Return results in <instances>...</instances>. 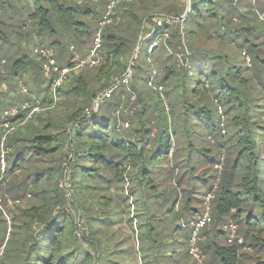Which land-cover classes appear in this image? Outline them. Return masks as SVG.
<instances>
[{
  "label": "trees",
  "instance_id": "trees-1",
  "mask_svg": "<svg viewBox=\"0 0 264 264\" xmlns=\"http://www.w3.org/2000/svg\"><path fill=\"white\" fill-rule=\"evenodd\" d=\"M16 1L0 0L12 19ZM110 1L27 0L29 15L21 28L0 19V44L15 45L16 33L37 42L35 50L52 48L63 66L77 56L66 58L71 45L76 49L78 41L98 32ZM112 18L102 31L98 70L89 79L91 72L67 81L60 88L63 102L53 108L51 79L41 75L42 64L22 45L8 47L14 53L10 77L22 80L31 70L34 77L27 79L36 88L18 114L5 116L13 124L25 122L8 134L4 172L0 165V189L17 207L8 238L7 225L0 227V264H139V257L143 264H199L193 255L191 260L190 239L210 192L211 221L229 219L238 237L230 243L226 230L204 226L200 236L208 238L197 244L203 257L211 255L204 261L264 264L263 17L248 18L236 0H190L188 11L183 0H132L120 1ZM214 27L224 30L217 37L235 47L232 54L225 46L209 50L198 44L215 35ZM141 32L150 39L149 62L133 61L128 85L123 75L130 61L120 60L136 48ZM160 41L167 57L155 62ZM115 85L113 95L92 110ZM25 102L42 109L26 120ZM58 104L69 109L57 118L49 113ZM124 105L135 109L117 115ZM178 108L186 129L183 151L174 130ZM219 164L216 186L210 180L218 177ZM22 199L27 203L18 205Z\"/></svg>",
  "mask_w": 264,
  "mask_h": 264
},
{
  "label": "rangeland",
  "instance_id": "rangeland-1",
  "mask_svg": "<svg viewBox=\"0 0 264 264\" xmlns=\"http://www.w3.org/2000/svg\"><path fill=\"white\" fill-rule=\"evenodd\" d=\"M183 2H186L187 5H188V0H183ZM236 2L238 3L239 6H241L243 8V11H246V16L248 18H250V19L252 18V19L255 20V19H257L256 18L257 15L260 14V16L263 17V19H264V0H236ZM27 4H28L27 0H17L16 1L17 11H16L15 17L13 19H12V14H11L12 12L10 13L8 10H5V8L3 9V8L0 7V19L4 23L6 22V23L12 24L14 26V29L18 30V28H21L22 24L28 19L27 17L29 15V12H28L29 10L27 11L26 7H25ZM122 4L123 3H120L118 6H122ZM257 23L260 24L259 20L257 21ZM260 26H262V25L260 24ZM215 30H216V27L212 28L211 31H210V32H214L215 35H213L211 38H206V35H205L199 41L198 44H202V47L204 49L208 48L209 50H222V48L224 46L226 47L227 44H223L222 41L218 38L219 37L218 34L220 32H224V30L221 31V29H220L219 32H216ZM7 33L12 34L14 32H7ZM95 38H96V32H91L86 38H84V39H82L80 41L77 40L79 42L78 47L76 46V49H75L74 46L71 45V47L68 48V52H66V58L68 59L70 57L69 55L71 53H73V52H75L78 57L86 56L88 51H89V49L93 45V43L95 41ZM220 38H222V37H220ZM12 39L16 41V42L14 41L15 45L8 46V44H4V45L0 44V62H1L2 59H6L7 60L6 63H4V64H2L0 66V72L2 73V75L0 76V122L5 120V111L7 109H9L11 107H19V106H21V104H22V102L24 100H27L28 98L34 97L35 96V94H34L35 92H33V91L36 88L34 82L28 81V79H27V78H29L32 75L31 74V70L29 72L26 71L24 73L25 74V76H24L25 78L23 77L22 80L16 79L13 76L10 77L9 71H10V67L12 65V59H10V58L14 57V53L8 47H11V48L15 49L18 46L21 47V45H22V48H24V51L35 62L40 63L43 66V61H42L41 57H39L35 53V48L38 47L36 45L37 42L33 41L32 39L31 40H27L26 38H23V36L18 37V35L16 33L12 36ZM139 41H140V36H139L136 48H134V50L130 54H128V55L124 54L122 56L120 61L123 64L127 63V61H130V64H131V62L134 61L138 57V62L140 64H142L143 66L147 65V63L149 62L147 49H148V46H149V43H150V39L143 38V35H142V39H141L140 45L138 47ZM258 41H259V39L257 40V42ZM72 43H74V42H71V44ZM160 45L161 46L158 47L157 50L153 53L152 58H151L152 61L156 62L157 60H163V59H165L167 57L166 52L162 49L163 41H160ZM234 51H235V47H232L230 45H228V47H226V50H225V52L228 53V54H232V52H234ZM103 56L104 55L102 54V57H101L100 61L98 60L99 62H98L96 67L92 66L90 68L88 67V69H86V70H84V68H83V69H80L78 71H74V72H72L69 75L67 81L70 80L71 82H73L75 77H77V76H79L80 74H83V73L85 74L87 72H89V73L91 72V74L87 75L88 79L91 78V76L93 77L94 74L96 73V71L98 70V67L103 62V59H104ZM132 58H133V60H132ZM179 60H181V59H179ZM247 62L251 64V60H249L248 58H247ZM66 64H67V62L64 63V65H66ZM130 64H129V66H130ZM131 70L132 69H129V67H128L127 72H129ZM156 70H157V67H156ZM42 71H43V73L41 75L43 77L44 76L47 77V74L44 71V69ZM126 74L123 75V78L125 77ZM94 81H95V79H94ZM66 82L64 83L65 84L64 88H67V86L71 84L70 82L69 83H66ZM92 82H93V80H92ZM115 82H117V84L121 83L120 79L117 78V77L115 79ZM122 87H124V86L122 85L118 89H121ZM23 88H26V89L28 88V91L24 92ZM73 96H74V93H72V97ZM126 97L128 98V96H126ZM126 97H125V101L128 102V99ZM64 98L65 97L63 96L62 102H63ZM129 104H130V102H129ZM133 108L135 109L134 105H129L127 108L124 105L123 108L120 107V109L117 112V115H120L123 110L126 113L127 112L128 113H132L134 111ZM139 108L140 107H138L135 112H137V110ZM68 109H69L68 107H66V106H64L62 104H58V106L56 108L52 109V111H50L49 114L51 116H54V117L58 118L62 114L63 111L68 110ZM131 110H133V111H131ZM179 111H180V109L178 108V109L175 110V112L173 114V117L175 119H177L176 122L174 123V130H175L176 135H177L176 136L177 146H178L179 149H181L183 151L184 147L187 144V138L185 136L186 129H185V126L183 124V118H181V114H180ZM134 116H136V115H134ZM134 116H132L131 118H133ZM194 122H195V120H193L190 124L193 126L194 132H197L199 134L201 132V129H200L199 125L195 126L193 124ZM0 135H1V127H0ZM201 146H204V144L201 143ZM221 169H222V164L217 165L216 166V173H217L218 177H216V179L213 177L210 180L216 186L218 185V183L221 180L220 179L221 178V174H222L221 173L222 172ZM217 170H218V172H217ZM212 173H215V171H213ZM16 175L18 176V175H20V173H18ZM262 175H263V178H264V167H263ZM201 189L203 190L204 188L202 187ZM3 194H4V190L1 188L0 189V198L2 197L3 201L1 202V206H0V227H3V226L5 227V225H7V227H8V229H7V233H8L7 234V238H8L9 230H10V224H11V221H12V215H14L13 211L17 207H16V204H14L13 201H10L8 199V198H10L8 194L5 193L4 196H3ZM213 194L214 193L212 192L211 193V198L209 200L210 216H213V213H214V211H213L214 210ZM208 195H209V193H208ZM208 195H207V197H205L204 202H202V204H201L202 205V212L204 211V207H205V205H206V203L208 201V197H209ZM4 197H6V199H4ZM28 199H22V200L18 201L17 204L18 205H24V204L27 203ZM4 201H6V203ZM193 203L196 206H198V204H197L198 202L197 201H194ZM3 217L6 218V223L5 222L1 223V218H3ZM230 222L231 221L229 219H227L224 222L222 221V222H219V223H215L214 219H213V221H211V218H210L209 223H207L205 226L210 225V226H208V229H210V230H212L214 228L215 229L222 228V229L226 230L227 233H228V228L226 226ZM211 234L212 233H210V235ZM210 235H209V237H210ZM227 236H228V241L230 243H233L235 241V239L238 237V228H237L236 233H235V235L233 237L230 238L229 235H227ZM2 238H3V232H0V241L2 240ZM206 238H208V236L207 237L205 236L204 238H200V240L198 241V244L200 242L206 241L207 240ZM224 242H227V241H224ZM227 244H229V243H227ZM2 250H3V247L0 246V255L2 253ZM210 256L211 255L208 254V255H206V257H204V259L206 258L207 261H208ZM192 257H191V260H192V262H194L195 258L194 257L192 258ZM127 260H130V258H127ZM138 261H139V264H143V262L140 260V257H139Z\"/></svg>",
  "mask_w": 264,
  "mask_h": 264
},
{
  "label": "built area",
  "instance_id": "built-area-1",
  "mask_svg": "<svg viewBox=\"0 0 264 264\" xmlns=\"http://www.w3.org/2000/svg\"><path fill=\"white\" fill-rule=\"evenodd\" d=\"M120 1H132V0H111L108 6V10L105 14L104 19L100 22V27L98 32L96 33V38L89 49L88 53L84 57H78L74 56L70 58V61L66 65H60L55 57V53L52 48L48 47H40L37 48L35 51L43 60V69L46 72V74L50 77L51 81L49 84V92L51 95V105L49 108H53L57 105L58 102L61 101L62 95L60 93V88L62 85L67 81L69 75L74 72L78 71L80 69L86 68V67H92L98 63V60L100 58L101 48H102V31L103 29L112 22V14L113 10L116 7V5ZM131 78L130 71L127 72L125 77L123 78V82L128 84ZM117 85L105 90L100 96L96 99V101L93 104L92 110L97 111L98 107L100 105V102L103 101V99L106 97H110L113 90L115 89ZM24 92H27L28 90L26 88H23ZM30 108V111L28 113V116L26 120L31 117L34 113L40 111L42 107L40 105L30 106L28 102H25L23 104L22 109ZM20 111L19 107H11L5 111L6 117H11L16 114H18ZM25 122V120L19 124H13L11 119L7 118L4 121L0 123V127L2 129V137L0 141V165H1V171L4 172L7 166V154L8 149L6 147V138L9 133L16 130L19 125H22ZM125 127L129 126L128 122L124 123ZM211 193H209L208 201L204 207V211L202 214L193 222L194 230L192 237L190 239V254L193 255L197 260L199 264H207L204 261V257L201 253H199L197 244L200 240L201 236V229L210 221V205L209 200L211 198ZM207 197V196H206ZM1 199H0V206H1ZM228 228V235L229 237H233L237 230V225L233 222H230L227 226Z\"/></svg>",
  "mask_w": 264,
  "mask_h": 264
},
{
  "label": "water",
  "instance_id": "water-1",
  "mask_svg": "<svg viewBox=\"0 0 264 264\" xmlns=\"http://www.w3.org/2000/svg\"><path fill=\"white\" fill-rule=\"evenodd\" d=\"M189 9H190V0H188L187 11H188ZM143 27H144V26H143ZM143 27H142V29H143ZM141 39H142V32H141V35H140V41H139V43H138V47H139V45H140ZM133 58H134V57H133ZM133 58H132V60H133ZM132 66H133V61L131 62L130 66H129V69H132Z\"/></svg>",
  "mask_w": 264,
  "mask_h": 264
}]
</instances>
